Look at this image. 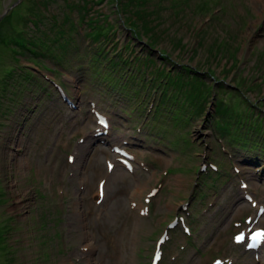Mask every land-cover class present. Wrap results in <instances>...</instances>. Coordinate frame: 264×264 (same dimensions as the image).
<instances>
[{"label":"rangeland","instance_id":"1","mask_svg":"<svg viewBox=\"0 0 264 264\" xmlns=\"http://www.w3.org/2000/svg\"><path fill=\"white\" fill-rule=\"evenodd\" d=\"M19 1L0 0V15ZM78 1L40 0L37 7L46 16L37 36L56 22L74 38L57 50L66 57L67 70L59 67L54 74L22 60L37 71V82L27 91L15 89L0 104V264H151L157 251L158 264H264V246L253 252L233 242L234 233L249 225L264 227V213L257 214L264 207V158L228 143V136L217 139L213 127L215 101L223 97L264 115V0H183L182 8L154 0L148 6L146 19L155 31L150 35L158 40L152 57L166 52L177 66L210 70L214 81L226 86L209 103L207 115L185 127L157 117L153 122L157 85L143 89L139 102L132 95L137 82L126 93L91 75L93 49H104L109 57L136 52L145 58L150 35L136 34L111 0L92 1L84 14L74 10ZM31 4L22 0L13 8L22 6L12 26L23 28ZM90 20L107 29V37L94 42ZM29 25L39 28L34 21ZM11 31L9 24L0 30L1 64L13 62L2 52L3 37ZM79 62L86 73L77 71ZM143 71L146 78L149 70ZM43 85L47 90L40 93ZM115 146L129 152L132 170L121 163ZM204 164L220 170L201 177L197 167ZM180 216L192 220L197 236L177 230L182 222L169 229Z\"/></svg>","mask_w":264,"mask_h":264},{"label":"trees","instance_id":"2","mask_svg":"<svg viewBox=\"0 0 264 264\" xmlns=\"http://www.w3.org/2000/svg\"><path fill=\"white\" fill-rule=\"evenodd\" d=\"M92 1L94 0H79L74 10L84 14L86 11H90L88 6ZM163 1L170 2L171 7H179V5H181L179 8L184 7L183 0H157L158 5L163 4ZM111 3L118 6V11L124 12L125 17L129 19L126 18L125 22L133 26L132 29L137 32L136 34L139 35V32L152 34L154 30L151 29L150 22L146 19V11L148 6L154 3V0H111ZM39 6L40 0H32L29 7L30 13L23 17V28L19 29L12 26L13 21L11 19L21 10L22 6L20 5L17 9H12L0 22V30L3 24H9L12 27L10 34L3 37L4 49L2 52H4V56L6 55L13 60L11 63L9 61L7 65L3 59V63H0V66H2L0 70V104L3 99L8 100L12 94L15 95V89L22 90L26 88L27 91L29 84L32 88L34 83L37 82V71L22 64V60L32 62L39 69L49 70L54 74L60 73L59 67L67 70L66 68L69 66L66 57L61 53H57V50H62L60 47L73 43L74 38L71 34L66 36L65 30L59 29L56 22L48 28L50 32L44 30L41 36H37L35 32L40 30V22L44 23L46 21L43 19V17H46L44 11L40 8L37 10ZM127 12L129 14L126 16ZM106 17L108 16L106 15ZM106 17L103 18L105 24L113 25V22L110 23ZM139 18H142L141 24L138 23V20H141ZM32 21L39 24V28L34 31L29 25ZM67 21L66 18L64 23H67ZM95 21L97 20H90L92 32L88 35L94 42H96V39L99 40L100 37H107L105 35L107 29L100 27L101 24ZM96 27L97 31H95ZM136 28H139V31ZM109 31V34L114 32L111 28H109ZM148 37L149 47L145 58L138 56L136 52L128 57H124L123 52H117L116 57H109L104 49H93L94 54L90 55L92 65L88 70H90L91 75L97 78L103 77L110 83V86L122 88L126 93H129L131 91L129 87L137 82L136 86L140 85V87L132 89V95L136 99L138 98L139 102H142L141 99L143 100L144 97L143 89L149 92L150 88L157 89V85L161 91L154 107L153 122L156 121L157 117L158 120L164 119L166 123L172 122L174 127L179 126V124L184 127L189 126L193 119H200L207 115L209 103H212L211 100L215 94L222 96L226 86L222 82L214 81L213 72L210 70L205 73L200 68H194L189 64L177 66L166 52L162 51L160 56L152 57L154 46H156L158 40L152 35ZM67 38H70L71 41ZM113 44H115L114 47H117L115 40ZM126 48L129 51L132 50L130 45ZM77 51L78 55L81 56V52ZM48 62H51V64L52 62L56 63V68H49ZM75 66L78 67L77 71H85L86 73L87 69L81 67V62ZM129 66H133L136 73L131 69L128 70ZM143 68L149 70L146 78H143ZM46 90V86L40 87V93ZM215 104L217 108L213 127L217 132V139H221V136H228V143L249 154L252 153L264 158V115H262V111L255 112L249 106L244 109L242 107L238 108L239 106L232 105V102H228L224 97L216 100ZM11 108L14 107L11 106ZM252 119H256V121L254 122ZM246 125L249 127L246 128ZM161 130L166 132L168 130L167 125L162 124ZM188 144H191V142L188 141ZM211 176L212 174L209 175V177ZM4 238H6V233ZM4 246L6 248V245Z\"/></svg>","mask_w":264,"mask_h":264},{"label":"bare ground","instance_id":"3","mask_svg":"<svg viewBox=\"0 0 264 264\" xmlns=\"http://www.w3.org/2000/svg\"><path fill=\"white\" fill-rule=\"evenodd\" d=\"M83 148H84V147H83ZM111 176H112V175H111ZM111 176H110V177H111ZM114 179H115V176H114ZM139 185H140V184L137 185L136 190H140V189H141ZM97 195H98V192H97ZM262 242H263V241H262ZM261 259L263 260V259H264V256H262Z\"/></svg>","mask_w":264,"mask_h":264},{"label":"snow or ice","instance_id":"4","mask_svg":"<svg viewBox=\"0 0 264 264\" xmlns=\"http://www.w3.org/2000/svg\"><path fill=\"white\" fill-rule=\"evenodd\" d=\"M240 239H242V237H238L237 240L239 241Z\"/></svg>","mask_w":264,"mask_h":264},{"label":"water","instance_id":"5","mask_svg":"<svg viewBox=\"0 0 264 264\" xmlns=\"http://www.w3.org/2000/svg\"><path fill=\"white\" fill-rule=\"evenodd\" d=\"M5 14H6V12L3 14V16H4ZM3 16H2V17H3ZM0 20H1V17H0Z\"/></svg>","mask_w":264,"mask_h":264}]
</instances>
